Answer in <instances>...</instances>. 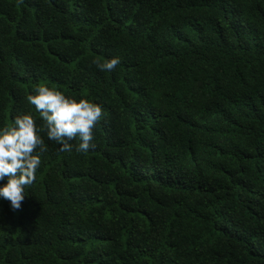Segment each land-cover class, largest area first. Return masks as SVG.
Segmentation results:
<instances>
[{"label":"trees","instance_id":"16d2710c","mask_svg":"<svg viewBox=\"0 0 264 264\" xmlns=\"http://www.w3.org/2000/svg\"><path fill=\"white\" fill-rule=\"evenodd\" d=\"M40 84L103 119L41 134L0 264H264V0H0V130Z\"/></svg>","mask_w":264,"mask_h":264},{"label":"clouds","instance_id":"9594fccd","mask_svg":"<svg viewBox=\"0 0 264 264\" xmlns=\"http://www.w3.org/2000/svg\"><path fill=\"white\" fill-rule=\"evenodd\" d=\"M120 62L119 56L93 61L102 71H114ZM34 93L27 100L36 107L44 124L38 126L33 115L23 114L0 130V180L7 178L0 187V197L8 200L14 211L21 208L26 188L36 179L40 155L47 151L41 134L46 131L49 140L61 145V152H71V142L78 140L75 150L86 153L95 147V127L103 119L102 106L88 99L77 101L46 84L36 86Z\"/></svg>","mask_w":264,"mask_h":264}]
</instances>
